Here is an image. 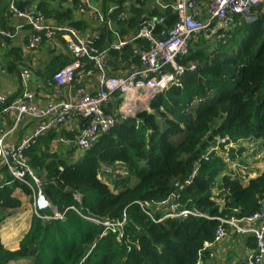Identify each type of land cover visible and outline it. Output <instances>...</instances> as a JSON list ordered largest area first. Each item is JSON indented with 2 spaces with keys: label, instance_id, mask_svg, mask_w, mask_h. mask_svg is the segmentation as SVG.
<instances>
[{
  "label": "trees",
  "instance_id": "1",
  "mask_svg": "<svg viewBox=\"0 0 264 264\" xmlns=\"http://www.w3.org/2000/svg\"><path fill=\"white\" fill-rule=\"evenodd\" d=\"M37 1L19 0L24 8ZM129 1L103 0L105 11L112 5L119 8L109 18L123 35L138 31L139 20L147 14L133 6L122 23L119 15ZM39 8L48 18L58 16L45 3H39ZM150 16L163 18L170 30L179 22L171 7L156 9ZM251 16L254 22L239 15L226 42H217L212 51L208 40L193 39L190 46L197 43V50L191 47L180 62L195 64V70L153 100L150 111L130 119L118 117L115 127L76 162L51 152L52 141L65 134L64 127L40 137L26 159L32 169H45V174L33 170L41 176L42 193L52 207L69 210L61 220L35 216L17 251L5 249L0 240V264H198L205 243L214 239L217 218L242 219L262 211L264 169L253 178L235 170L245 167L248 158L264 162V3L253 7ZM113 40L103 30L93 50L104 49ZM138 43L110 53L116 70L122 64L138 63L131 60ZM119 96L114 94L109 110L114 105L118 109ZM4 107L0 105V110ZM226 137L229 140L215 149L213 143ZM246 142L262 151L249 153L250 148L243 147ZM205 153L211 155L207 161ZM103 167L115 171L106 175L110 182L100 178ZM196 170L192 183L186 184ZM9 192L0 189L5 211L0 222L9 209L20 206ZM175 192L187 209L213 219L172 218L156 223L135 203L160 202ZM124 214L123 238L119 232L105 235V226L82 217L116 222Z\"/></svg>",
  "mask_w": 264,
  "mask_h": 264
},
{
  "label": "crops",
  "instance_id": "2",
  "mask_svg": "<svg viewBox=\"0 0 264 264\" xmlns=\"http://www.w3.org/2000/svg\"><path fill=\"white\" fill-rule=\"evenodd\" d=\"M10 1L0 2V97L8 99L15 98L18 100L29 93L34 98L35 105L40 110H46L54 104L62 102L77 104L81 99V88L93 96H97L101 86V79L99 71L95 68L94 64L84 60V68L77 71L75 79L70 84L59 86L54 77L60 73L67 66L73 62V58L67 49V43L64 38L53 29L58 27H66L75 30L78 35L89 42L90 47L94 53H105L106 58V75L108 77H128L142 70L143 64L141 59V52L148 50L151 46L149 37H141L144 29L147 30L149 36L154 39H163L170 30L165 26L163 18H155L150 16V12L156 9L173 8V11L180 19L179 7L182 3H188L190 0H130L125 4V8L119 15L120 21L125 22L128 13L131 12L133 6L135 8H142L147 12L142 19L141 28L138 31L129 30L124 35L119 31L117 25L112 18L111 14L119 9L117 6H111L105 11L103 0H38L29 8H24L23 5L16 1V5L20 12H40L45 15V12L39 8V3L48 5L47 9L54 11V18L44 17L42 29H35L27 19L16 16L10 8ZM145 5L142 6V3ZM22 7V8H20ZM210 1L202 0L197 2L194 9L195 19L198 21L206 22L209 18ZM8 11V12H7ZM10 13V14H9ZM102 15L104 21L99 18ZM233 17L228 27H220L221 23L216 22L212 29L213 32L203 33L194 42H198L199 38L203 37L210 43V49L216 47L217 42H226L227 37L231 34L236 18ZM243 18V17H242ZM79 23H84L85 26L79 29ZM162 24V28L158 29V25ZM103 30L110 32L114 36L111 44L107 45L104 49L95 52L94 44L99 36H102ZM212 32V33H211ZM136 40L140 43L134 46L132 59H138V63L133 61L122 64L119 69H115L111 64L114 60L111 52L121 50L128 44H133ZM217 41V42H216ZM191 44L190 48L197 50V43ZM103 50V51H102ZM101 51V52H100ZM71 60V62L69 61ZM70 63H69V62ZM92 72L87 75V72ZM24 72L29 73V78L23 77ZM178 78L173 86L182 82L183 77ZM172 86V87H173ZM171 87V88H172ZM118 105H114L112 110L107 106L109 115L122 117L123 119L135 118L134 115L143 111H150V106L142 108V111H130L122 100ZM12 100L10 103L14 102ZM113 100H116L114 97ZM112 102H115L113 101ZM115 104V103H114ZM1 105V103H0ZM2 106V105H1ZM109 110V111H108ZM134 116V117H133ZM43 121L39 120L29 114L20 115L17 111L10 112L4 109L0 110V149L1 147L16 146L23 141L30 140L36 133L37 127ZM90 124V121L80 117L74 110L70 120L65 123L61 128L65 134L58 136L52 141L51 152L56 153L58 157H63L67 161L73 158L76 162L79 156L83 155L79 150L71 149V142H74L82 135L83 129ZM61 130V129H60ZM59 130V131H60ZM59 132L57 130H49L50 132ZM110 132V131H109ZM108 133V132H107ZM106 134V133H105ZM42 135L41 137L45 136ZM104 134H102L103 136ZM101 138V137H100ZM69 150L72 152L70 153ZM30 151V149L28 150ZM28 151L25 153H28ZM77 154V158L73 155ZM249 157L248 155H246ZM28 160V159H27ZM51 160V159H50ZM48 160V162L50 161ZM245 167L239 171L244 176L249 175L253 178L264 169V162L258 160L252 161L249 159ZM29 163V162H28ZM41 174H45V169L41 167L33 168ZM3 170V171H2ZM41 176H39V180ZM16 180L9 168L5 166L0 167V189H7L11 193L12 199L19 202V207L16 209H9V215L0 222V240L5 249L9 251H17L20 244L29 232L34 217L33 203L38 192V186L32 179H29L30 186H27L20 181ZM41 182V180H40ZM30 190L31 192L29 193ZM263 209L261 212L262 219L256 222L259 227L264 223V200L262 202ZM58 211L57 208H53ZM160 214L166 213L165 210H159ZM1 217L5 215L4 209L0 206ZM52 215V211L45 213ZM37 217V216H36ZM257 243L253 235H238L229 231L228 235L219 243L210 248H203V253L200 256L198 264H249L257 252ZM11 264H27L24 261ZM260 264H264V258Z\"/></svg>",
  "mask_w": 264,
  "mask_h": 264
},
{
  "label": "built area",
  "instance_id": "3",
  "mask_svg": "<svg viewBox=\"0 0 264 264\" xmlns=\"http://www.w3.org/2000/svg\"><path fill=\"white\" fill-rule=\"evenodd\" d=\"M17 0L10 1L11 11L18 17L25 18L37 30H41L45 15L37 12L22 13L16 5ZM202 0H190L188 3H182L179 7L180 19L175 27L170 30L163 39H154L148 35L147 30L141 34V37H149L151 46L148 50L141 52L143 68L128 77H108L106 75V58L105 53H94L89 45V42L80 37L78 33L66 27H58L53 30L59 33L67 43V49L73 58L70 66H67L60 73L55 75L54 81L59 86L70 84L75 79V74L84 68V60L94 64L99 71L101 86L99 94L93 96L81 88V99L77 104L62 102L54 104L46 110H40L34 103V98L31 94L25 93L20 99L14 100L11 104H7L6 98L0 97L1 105L5 106V111H17L20 115L29 114L43 123L37 127L36 133L30 140L11 146L1 147L0 149V167L9 168L13 177L21 183L30 186L29 179L35 181L38 186V192L33 203L34 214L42 220H61L64 218V212L54 211L51 203L45 197L41 190L40 180L35 171L30 167L25 157V153L31 149L37 140L45 135L49 130L59 131L61 127L70 120L72 112L75 110L77 114L90 121L83 131L82 135L71 142L70 146L73 150L81 152L88 151L102 136L111 131L117 122V117L109 115L107 106L113 100L114 94H119L122 97L124 105L130 111H141L142 108L149 106V103L158 97L159 94L169 90L178 78L185 75L187 72L194 71L196 66L193 63L182 64V57L188 55L190 43L193 39L203 33L213 32V25L218 21L220 27H228L232 19L236 15L245 17L249 22L255 21L251 16V10L262 3L264 0H209V18L206 22L198 21L194 16V9L197 2ZM100 20L104 18L99 14ZM211 32V33H212ZM91 70L87 75H91ZM23 77L29 78V73L24 72ZM229 140L228 137L216 140L215 149L218 144H225ZM210 154V153H207ZM205 154V155H207ZM209 155L204 157L208 160ZM110 172V170H106ZM197 170L186 184L192 183ZM180 195L172 193L167 199L160 202L143 203L135 202L143 212L149 216L154 222L159 223L165 219L172 218H205L212 220L208 215H205L197 210L187 209L178 200ZM74 211L77 209L72 207ZM52 211V215H47L48 211ZM165 210L166 213L157 218L155 212ZM85 220L94 222L106 227L105 235L108 232H119V238L124 237L122 229L127 222V216L124 214L122 220L116 222L100 221L90 216H82ZM262 219L261 212L242 219L235 217L217 218L219 225L215 231L214 239L206 242L204 248H210L221 242L232 231L238 235H253L257 243V252L250 258L249 264H260L264 258V223L257 227L255 224Z\"/></svg>",
  "mask_w": 264,
  "mask_h": 264
},
{
  "label": "rangeland",
  "instance_id": "4",
  "mask_svg": "<svg viewBox=\"0 0 264 264\" xmlns=\"http://www.w3.org/2000/svg\"><path fill=\"white\" fill-rule=\"evenodd\" d=\"M217 42V41H216ZM211 50V49H210ZM212 51V50H211ZM138 114H136V115H134L135 117L137 116ZM133 116V117H134ZM179 140V139H178ZM249 145H253V143H249V142H246L244 145H243V147L244 148H250V149H248L247 151L249 152V153H251L252 151H254V152H261L262 150H260V148L258 149H254V147H249ZM228 150H230V149H228ZM227 150V151H228ZM83 154V153H82ZM205 154H207V153H205ZM207 155H209V157L211 156L210 154H207ZM207 155H204V157L205 156H207ZM74 157H76L77 158V154H75V155H73ZM82 156V155H81ZM80 156V157H81ZM80 159V158H79ZM78 159V160H79ZM259 159V158H258ZM68 161H69V163H71V162H73L74 161V159L73 158H71V159H68ZM232 162V161H231ZM230 162V163H231ZM247 162H249V161H246V163ZM229 163V164H230ZM233 163H235V164H237L238 165V162L236 163V162H233ZM233 165V164H232ZM241 169V168H240ZM240 169H235L236 171H240ZM106 170H110V171H112V174L115 172L113 169H108V168H106V167H103L102 169H101V175H100V178H103V181H105V182H110L109 181V177H107L106 178V175H109L110 174V172H106ZM240 174H242V173H240ZM113 177H114V175H112ZM222 179V178H221ZM40 184L42 185V182H40ZM111 186V185H110ZM111 188H112V186H111ZM68 210H69V208H67ZM73 210V209H72ZM87 217V216H86ZM126 226V225H125Z\"/></svg>",
  "mask_w": 264,
  "mask_h": 264
},
{
  "label": "clouds",
  "instance_id": "5",
  "mask_svg": "<svg viewBox=\"0 0 264 264\" xmlns=\"http://www.w3.org/2000/svg\"><path fill=\"white\" fill-rule=\"evenodd\" d=\"M253 22H254V21H253ZM166 91H168V90H166ZM163 93H164V92H163ZM161 94H162V93H161ZM159 95H160V94H159ZM159 95H158V96H159ZM155 99H156V98H155ZM155 99H154V100H155ZM152 101H153V100H152ZM152 101H151V102H152ZM151 102L149 103V106H150ZM149 106H148V107H149ZM214 144H216V142L213 143V146H214V148H215V145H214ZM84 153H85V152H84Z\"/></svg>",
  "mask_w": 264,
  "mask_h": 264
},
{
  "label": "water",
  "instance_id": "6",
  "mask_svg": "<svg viewBox=\"0 0 264 264\" xmlns=\"http://www.w3.org/2000/svg\"><path fill=\"white\" fill-rule=\"evenodd\" d=\"M20 8H22V7H20ZM142 111V110H141ZM215 145V144H214Z\"/></svg>",
  "mask_w": 264,
  "mask_h": 264
}]
</instances>
